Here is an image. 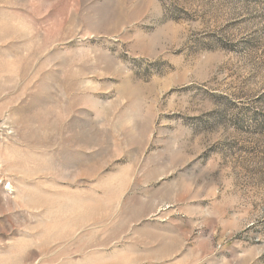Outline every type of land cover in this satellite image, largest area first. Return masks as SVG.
<instances>
[{"label":"rangeland","instance_id":"rangeland-1","mask_svg":"<svg viewBox=\"0 0 264 264\" xmlns=\"http://www.w3.org/2000/svg\"><path fill=\"white\" fill-rule=\"evenodd\" d=\"M0 264H264V0H0Z\"/></svg>","mask_w":264,"mask_h":264}]
</instances>
